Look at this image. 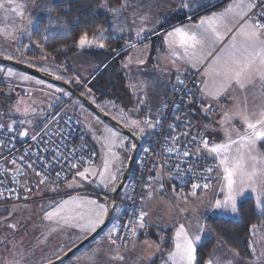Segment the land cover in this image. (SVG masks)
I'll list each match as a JSON object with an SVG mask.
<instances>
[{
    "label": "rangeland",
    "instance_id": "374dc122",
    "mask_svg": "<svg viewBox=\"0 0 264 264\" xmlns=\"http://www.w3.org/2000/svg\"><path fill=\"white\" fill-rule=\"evenodd\" d=\"M19 1L23 2L24 0ZM138 1L144 2L146 7L149 6L146 2L150 3L148 0ZM156 2L157 0H154V4H156ZM221 2L222 0L219 2L218 0H211L210 6H217L221 4ZM226 2L231 4L232 0ZM186 3L187 2H184L183 4L185 5ZM157 5L162 8L163 16L164 13L166 15L170 11L173 13V7H184L182 3L181 5L173 2L169 3V0H160ZM187 5L189 15L185 17H195L205 8L199 9L198 0H193L192 3H187ZM24 6L25 7L22 9L24 13L23 16L18 15L16 12L5 14L3 10H0V29L3 30L0 31V58H9L21 62L50 76L66 81L80 90L91 101H95L96 97L100 95L93 90V86L90 83V78L94 75L96 69V63L94 61H85L81 56H77L75 60L69 62L57 61L46 57H42L41 59H37L36 57L31 58L28 55L31 50V45L36 44L31 39L32 34L37 28L40 18L50 7L46 5L37 6V4L32 5L30 0H28ZM169 7H171V10H169ZM189 7H192V9ZM9 14L13 16V20L7 19ZM180 14L182 13L178 12L174 17H177L178 20L180 19ZM174 17L167 22H173L172 19H174ZM5 19L11 22L10 26L6 25ZM29 21H31V23H29ZM110 27L114 29L112 20ZM12 30H14L12 38L4 34V32ZM158 30L159 29H155L154 31L158 33ZM124 45L126 46V44ZM89 46L91 45H85L84 47ZM122 51H125V47ZM31 54H35L33 47ZM9 68L13 70L14 75L9 76L7 74L6 69ZM0 69H3V71H0V123L32 130L35 126L43 127L46 125L56 113L74 116L79 120L87 132L97 136V140L102 145L104 158L107 157L110 160H113V158L104 146L103 138L110 135L107 131L108 129L117 133L115 137L116 143L112 151L119 156V159L113 160L110 165L111 171L115 172L118 177L115 184H109L108 187H104L103 184L99 183L98 176H89V179L85 180L87 186L95 188L98 191L97 194L83 189L82 186L80 187L79 184L75 182H72L65 188L54 186L41 188V186H38L37 188H32V200L0 208V264H47L49 261L52 262L61 257L69 251V248L71 249L74 247L91 233H81L79 228L75 227H58L53 222L44 218L45 212L51 211L52 206L55 204L69 200L72 197H78L83 200H95L100 204L107 205L109 208L113 188L115 189L118 185L123 172L127 168L134 150L131 149V145L135 143L129 136L86 108L69 90L12 65L0 62ZM25 76L29 77V79L25 80L22 78ZM153 78L156 82L150 85V88L147 87L146 90L149 96V108H155L162 104L161 95L163 96L166 94L167 100L171 94L169 93L170 90L176 86L178 80L176 75L167 73L166 69H160L157 74L153 75ZM37 81H43V83H37ZM119 83L121 87H119L118 93L115 95H105L103 99L99 100L101 103L98 102L97 104L102 111L130 128L141 137L142 145L136 159V165H138L139 158L147 144L149 135L152 134L151 127H148L145 123L142 114L141 105L145 104L146 101H141V104L138 103L133 97V91H128V89L130 90L132 87L129 77L124 75L121 76ZM9 87H12L11 95H4V92ZM141 99L142 97L140 100ZM17 107L20 108V111L16 110ZM25 108H27V111H25ZM131 108H136L140 111L139 115L133 114L130 111ZM226 110L228 111L226 112ZM233 111H235V109L230 107L223 108L221 115L218 116L206 117L205 115L201 116V114H199L198 123L208 132L217 136L215 143L224 142L226 139L225 128L238 129L241 134L245 131L244 126L238 119H233L226 124L221 123L225 117L223 113L226 112L231 114ZM133 120L139 122V127L131 123ZM141 128L144 129L143 132L140 131ZM232 135L233 138H236L235 131ZM121 141L124 143L123 148L119 146ZM262 143L263 141H260L257 144V149L260 153H263L260 150V145ZM129 149L131 150L129 151ZM203 152L208 155L205 151ZM100 163L101 161H97L91 168L96 171L102 170L103 162ZM133 173L134 172H132L118 197L116 208H120L121 211L117 212L115 210L109 226L90 243L61 264H170L168 257L169 253L174 250V243L173 247L170 249L163 246L171 240L173 234L171 230L165 227L174 226L175 235L179 224H182L180 220L178 221L177 216L179 212L183 214L185 218L192 217V214L199 209L202 201L208 200L209 197L202 198V196L198 195L193 196L191 194L193 189L190 186H174L169 194L166 192L167 188L162 182H158L160 183L161 190L156 188L153 189L156 183L152 180L139 208V212L142 211L146 213L143 218V227L140 226L139 219L134 226L135 234L132 233L126 244L121 245L116 243L112 245L107 239V233L112 228L113 224H118L121 220V202L126 200L129 196L132 183L135 179ZM201 191L207 190L203 188L196 189V193H200ZM223 197L224 193L220 191L217 197L213 199L212 207L216 199L222 200ZM243 198L245 197H241L240 200ZM218 211L227 214L226 216L231 214V212L224 211L223 209H218ZM192 219H194L193 226H191L192 233L196 234L198 231L196 223H199L201 219L197 217H192ZM200 223L203 224V221H200ZM13 225L15 227H13ZM53 228L57 230L52 231L51 229ZM200 235L201 240L198 243L211 236L208 228H204V231L200 233ZM155 238L157 239L155 240ZM172 238L174 242V236ZM261 239V242L264 243V239ZM217 240L219 241V239ZM61 249H63V251H61ZM96 249H99V251L95 252L94 260H89L87 257L92 255ZM117 253L123 256V260L112 258ZM262 253H264V251H262ZM262 253L256 254L257 263H260V258L264 257ZM77 257H79V259H77ZM209 261H211L212 264H250L249 262H251L249 259L240 257L237 252L228 249L223 243H217L213 253L204 264H208Z\"/></svg>",
    "mask_w": 264,
    "mask_h": 264
},
{
    "label": "snow or ice",
    "instance_id": "6c2138e0",
    "mask_svg": "<svg viewBox=\"0 0 264 264\" xmlns=\"http://www.w3.org/2000/svg\"><path fill=\"white\" fill-rule=\"evenodd\" d=\"M6 5L13 7H6ZM106 6V5H105ZM188 7L187 4L184 5ZM256 7L254 0H232L221 13H214L210 17H203L199 23L193 26L175 27L164 37V42L168 47L171 57L179 59L190 65L192 68H198L203 65L209 57L212 56L215 45L221 43L228 33L236 31L232 36L231 42L222 51L215 56L212 62L205 69L204 76L212 80V88L208 89L205 84V91L213 99H218L221 94L235 85L241 91H246L259 82L264 92V23L250 15L253 8ZM23 4H16L15 0H0V10L5 14L16 12L23 16ZM31 23V21H29ZM238 26V27H237ZM0 31H3L0 29ZM4 34L10 38L14 35V30L6 31ZM140 36V32H137ZM104 35L101 32L99 37L88 38L87 33L82 35L79 40V46L97 43L103 40ZM100 47H104L101 43ZM135 47V45H133ZM175 59L173 63H175ZM142 62V61H141ZM3 71V69H0ZM9 76L14 75L11 68L6 69ZM27 80L29 77H22ZM179 79V77H177ZM43 83V81H37ZM183 83V81H180ZM17 111L20 108L17 107ZM27 111V108H25ZM233 119H238L244 126L243 134L235 128H225V141L209 145L207 139L201 141L203 150L210 155L216 163L207 166L205 171L212 173L214 168L220 170V178L223 181L220 191L224 193L223 199H216L213 207L223 209L224 211L238 214V200L245 196V193L255 195L256 208L264 214V153H260L257 144L264 141V105L256 106L250 110L247 106V97L245 103L236 106V110L225 113L222 124H226ZM133 125L139 127V122L133 120ZM148 127H153L151 121H145ZM2 127V125H0ZM143 128L140 129L143 132ZM110 135L103 138L104 146L111 154L113 160H118L119 156L112 151L115 145L117 133L107 130ZM236 132V138L232 133ZM21 135L27 136V132ZM35 139V137H33ZM2 144V142H0ZM119 146L124 147L123 141ZM136 145L132 144L131 149ZM129 149V151L131 150ZM172 151V149H168ZM201 149H197L200 152ZM184 156L190 153L185 151ZM113 160L107 157L103 159L102 170L96 171L91 167H86L83 171H77L76 176L84 180L89 176H98L99 183L104 187L109 184H115L118 177L115 172L111 171L110 165ZM15 163V161H13ZM91 163V162H89ZM73 168L77 167L72 165ZM179 170V166H177ZM59 175V173H57ZM209 179V177H205ZM43 183V180H41ZM211 185L204 183H194L192 185V195H196V189H208ZM113 190H115L113 188ZM120 212V208L115 209ZM108 214V206L100 204L95 200H83L78 197H72L69 200L61 201L59 204L52 206L51 211L45 212V219L53 222L58 227H75L79 228L81 233H92L97 230L103 223ZM146 215L140 212V226L143 227V218ZM13 227H15L13 225ZM205 225L197 224V233L191 234L184 224H179L174 235V250L169 253L170 264H196L197 243L201 240V235ZM56 231V228L51 229ZM119 231V227L113 224L107 233V239L112 245L116 240L112 238V233ZM135 234V229H132ZM71 249L69 248V251ZM63 251V249H61ZM96 249L92 255L87 258L94 260ZM254 251V249H253ZM113 259L123 260V256L117 253ZM79 259V257H77ZM49 264H52L49 261ZM208 264H212L211 261Z\"/></svg>",
    "mask_w": 264,
    "mask_h": 264
},
{
    "label": "built area",
    "instance_id": "2783aa9c",
    "mask_svg": "<svg viewBox=\"0 0 264 264\" xmlns=\"http://www.w3.org/2000/svg\"><path fill=\"white\" fill-rule=\"evenodd\" d=\"M254 2L256 7L250 15L264 23V0ZM199 76V72H191L182 78L183 83L179 82L160 111L151 141L139 158L138 173L129 196L121 202V220L116 224L119 231L112 233L118 244L124 245L129 241L132 229L139 221L140 203L153 178L158 177L167 193L174 186L192 187L194 183H209L211 188L219 182L218 168H214L212 173L205 171L216 161L204 154L201 143L207 139L212 145L217 136L198 123L200 109L205 103L194 102L195 106H192ZM207 113L213 117L219 114V109L209 107ZM143 119L150 121L148 114H143ZM0 125V208L32 200V188L38 186L65 188L75 182L91 193H98L95 188L88 187L84 179L76 176L77 171L93 167L98 160L97 152L87 140L85 128L76 117L56 113L46 125L35 126L32 130ZM22 132L28 135L23 136ZM197 149L201 151L197 152ZM185 151L190 155L184 156Z\"/></svg>",
    "mask_w": 264,
    "mask_h": 264
},
{
    "label": "crops",
    "instance_id": "0c3cea01",
    "mask_svg": "<svg viewBox=\"0 0 264 264\" xmlns=\"http://www.w3.org/2000/svg\"><path fill=\"white\" fill-rule=\"evenodd\" d=\"M27 1L28 0H24L23 2H20L19 0H15V3L24 5L25 3H27ZM30 1L32 2V5L37 4V6L46 5L47 7H50L52 3L60 1V0H30ZM148 1L150 3L148 2L146 3L149 6L146 7L144 5V2H141L138 0H125L121 7L114 10L112 22L114 24L113 30L115 34L121 39H123L126 44L125 55H124L123 60L121 61V74L122 76L124 75L131 79V84L133 88L131 87V89L130 90L128 89V91H133L134 99L138 103H140L141 101H146L145 104L141 105V108H142V114H148L150 117V121L153 124V127H151V132L155 129L156 125L159 122L160 111L167 98L166 94H164L163 96L161 95V102H162L161 105L155 108L148 107L149 96L146 90H147V87L150 88V85L156 82V80L153 78V75L157 74L160 69H163V70L166 69L167 73L169 74L171 73L179 77V79L176 82V86L172 88L169 93H171V91H173L177 87L181 79L184 78L189 73L191 72L200 73L199 82H198L197 87L195 88L193 98H192V103L194 102H197V104L200 102L205 103V106L201 107L200 109L201 116L205 115L206 117H209L207 113L209 107H215L219 109L218 115H221L223 108L232 107L233 109L236 110V106L238 103L240 105H243L245 103V97H247V106L250 110H253L254 108H256V106L264 105V92L261 91L262 86L259 84V82H257L255 86L249 87L246 91H241L239 88L233 85L232 88L228 89L226 92L221 94L218 99H213L204 90L206 83H207V87L209 90H211L212 88V80L204 76L205 69L212 62L215 56L219 54L222 51V49H224L231 42L232 36L234 35L236 31L235 28L233 29V32L227 34V36L221 43H218L215 45L212 56L209 57L208 60L205 61L203 65L198 66V68H192L190 65L185 64L184 61L171 57L168 47L164 42V37L167 35L168 32L172 31L175 27H184V26L190 27V26L196 25L199 23L200 19L203 17H210L214 13H217V14L221 13L229 3L226 2L222 4L221 7L213 8V9H211L212 7L209 4L207 6V10L209 11L201 13L196 18H193V17H188V16L185 17L186 15H189V12L187 9L188 7L187 8L173 7L172 8L173 13L172 11H170L171 13L169 12L166 15L164 13V16H163L162 8L158 7L157 5L160 2V0H157L156 4H154V0L153 1L148 0ZM214 1H217V0H214ZM219 1L220 0H218V2ZM225 1L229 2V0H222V2H225ZM171 2L178 3V5L179 4L181 5L182 3V6H183L184 2L192 3L193 0H169V3ZM198 2L200 6L202 4L204 5L206 3H211V0H198ZM13 6L14 5L12 6L6 5V7H13ZM192 7H189V8L192 9ZM169 10H171V7H169ZM178 12L182 13L180 14V18L183 19L185 17L183 20H177L176 19L177 17H174L177 15ZM172 17H174V20L176 21L173 20V22L164 25L165 22L169 21V19H171ZM7 19L13 20V16L9 14V17ZM7 19H5L6 25L10 26L11 22H9ZM155 29H159L158 33L154 31ZM137 32H140V36H137ZM133 45H135V47H133ZM174 59H175V63H173ZM167 89H170V88H167ZM141 97L142 99L140 100ZM134 110L135 111H133V114L137 113V115H139L140 111H138L136 108ZM227 111L228 110H226V112ZM226 112L223 113V116L225 115ZM150 141H151V134L149 135L147 144L150 143ZM260 150L264 153V150H262L261 145H260ZM155 183L156 184L153 186V189L156 188V189L161 190L160 185H159L160 183H158L157 181H155ZM222 184H223V181L220 178V170H219L218 184L211 188L206 189L207 191H201L200 193H196V195L202 196V198L209 197L208 200H205V201L203 200L199 209L196 210L192 214V217L200 218L201 219L200 221H203V225H205V228L209 229L205 221V218L207 216H210V215L226 216L227 215L223 212H219L218 209H215L212 207V201L215 197H217V194L220 192ZM244 197L245 198L253 197L255 199V195L251 193H245ZM240 201L241 200L239 199L237 206H239ZM228 215L230 217H235V218L239 216L238 214H233V213L228 214ZM177 217H178V221L180 220V222L184 224L186 228L189 229L190 233L193 234L191 226H193L194 219H192V217L185 218V216L181 214L180 212ZM200 221L199 223L197 222L196 224H201ZM165 228L171 230L173 234L171 236V242H172L170 246L171 248L173 247V243H174L172 237L174 236L175 227L169 226ZM209 232L211 234L210 229H209ZM261 238L264 239V225L252 226L251 228V250L254 254V257L249 259L251 261L249 262L250 264H264V257L260 258V261H261L260 263H257L258 260H256L257 259L256 254L257 253L260 254L262 253V251H264V243L261 242L262 240ZM217 243L219 244L223 242L219 240ZM198 245L199 243H197V247Z\"/></svg>",
    "mask_w": 264,
    "mask_h": 264
},
{
    "label": "trees",
    "instance_id": "16d2710c",
    "mask_svg": "<svg viewBox=\"0 0 264 264\" xmlns=\"http://www.w3.org/2000/svg\"><path fill=\"white\" fill-rule=\"evenodd\" d=\"M124 1L60 0L52 3L40 18L38 26L32 34L31 39L36 44L31 45L28 55L31 58L46 57L69 62L75 60V57L81 56L85 61H94L96 69L90 78V83L93 90L100 95L96 97L95 103H101L99 100L103 99L105 95H115L121 87L119 79L122 76L121 61L125 55V51H122L125 42L115 34L110 23L114 10L121 7ZM225 2H221L217 6L213 5L211 9L221 7ZM209 4L199 6V9L203 7L206 9H202L201 13L209 11L207 10ZM197 16L198 14L193 18ZM169 23L171 22H165L164 25ZM101 32L104 35L103 40H98L97 43H93L89 47L81 48L79 46L80 37L85 33L89 39H92L99 37ZM101 43L104 47L99 46ZM32 47L34 55L31 54ZM91 148L96 151L94 146L91 145ZM261 148L264 150V141ZM134 167V171L132 169L133 177L138 173L136 162ZM152 180L160 182L158 177ZM238 208L240 211L237 218L221 215H210L205 218L211 236L199 243L196 251L197 264H204L208 260L215 249L217 239L229 249L236 251L242 258L251 259L254 257L251 250V228L257 224L264 225V214L257 210L253 197L242 199ZM171 244L172 242L169 240L163 247L170 248Z\"/></svg>",
    "mask_w": 264,
    "mask_h": 264
},
{
    "label": "water",
    "instance_id": "95a60500",
    "mask_svg": "<svg viewBox=\"0 0 264 264\" xmlns=\"http://www.w3.org/2000/svg\"><path fill=\"white\" fill-rule=\"evenodd\" d=\"M0 62L8 65L15 66L21 70H24L30 74H33L37 77H40L42 79H46L48 81H51L67 90H69L75 97H77L89 110H91L93 113H95L97 116H99L104 121L108 122L113 127L120 130L125 135L129 136L135 143L136 147L133 150L132 156L129 160V163L127 165V168L123 172V175L118 183V185L115 187V190L112 192V199L109 204L108 208V214L104 220V223L97 228L95 232H92L90 235H88L86 238H84L82 241H80L78 244H76L74 247L71 248L70 251H67L65 254H63L58 259L52 261V264H61L62 262L68 260L71 258L76 252H78L80 249H82L84 246H86L89 242H91L94 238H96L99 234H101L110 224L112 221V217L115 211V208L118 203V197L121 192V190L124 188L127 180L130 178L132 174V169L135 165L139 149L142 145V139L141 137L135 133L130 128L126 127L104 111H102L93 101H91L86 95H84L80 90L76 89L73 85L70 83L63 81L61 79H58L56 77L50 76L46 73H43L40 70H37L35 68H32L26 64H23L21 62H17L15 60L9 59V58H0ZM12 87H9L5 92L4 95H11ZM130 111L133 113L135 111L133 108L130 109ZM137 114V113H135ZM91 144L94 146V148L98 151L101 163L103 162V151L101 145L95 141L91 136L89 137ZM49 264V263H47Z\"/></svg>",
    "mask_w": 264,
    "mask_h": 264
},
{
    "label": "flooded vegetation",
    "instance_id": "af4514ba",
    "mask_svg": "<svg viewBox=\"0 0 264 264\" xmlns=\"http://www.w3.org/2000/svg\"><path fill=\"white\" fill-rule=\"evenodd\" d=\"M94 103H95V101H93ZM96 104V103H95ZM84 105V104H83ZM97 106H98V104H96ZM85 106V105H84ZM192 106H195V104L194 103H192ZM86 107V106H85ZM87 108V107H86ZM95 114V113H94ZM96 115V114H95ZM137 115V114H136ZM86 134H87V140H88V142L90 143V145H92L91 144V142H90V139H89V137L91 136L95 141H97L98 143H99V141L97 140V136L96 135H92L91 133H89V132H87L86 131ZM100 144V143H99ZM101 145V144H100ZM93 146V145H92ZM101 147H102V145H101ZM102 151H103V149H102ZM96 152H97V154H98V151L96 150ZM104 153V152H103ZM97 161H101L100 160V157H99V154H98V160ZM101 164V163H100Z\"/></svg>",
    "mask_w": 264,
    "mask_h": 264
}]
</instances>
